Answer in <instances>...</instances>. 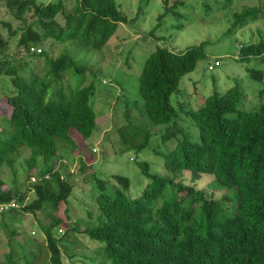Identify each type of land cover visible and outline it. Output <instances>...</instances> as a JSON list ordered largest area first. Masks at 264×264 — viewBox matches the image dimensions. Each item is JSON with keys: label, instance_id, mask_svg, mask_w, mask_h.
Listing matches in <instances>:
<instances>
[{"label": "trees", "instance_id": "obj_1", "mask_svg": "<svg viewBox=\"0 0 264 264\" xmlns=\"http://www.w3.org/2000/svg\"><path fill=\"white\" fill-rule=\"evenodd\" d=\"M73 2L66 14L62 0L48 4L38 0H0V7L6 8L0 16V72L10 74L13 84V90L4 95L10 111L9 130L0 132V203L17 197L20 204L6 213L0 212L4 222L0 226L7 228L8 234L18 235L16 227L8 226V219L16 222L24 212L42 213L44 218L38 214L36 218L43 228L45 244L36 242L34 249L38 252V246L46 247L49 264H64L60 248L63 236L56 237L54 229L62 223L57 211L73 190L72 183L61 179V170L66 166L64 158L73 152L72 130L88 138L97 123V113L91 105L95 85L82 87L84 80L77 89L68 85L65 91L60 86L69 70L84 76L88 68L69 52L55 56L53 46L78 42L83 47L102 49L118 25L128 22L116 0ZM165 2L167 9L172 10L179 1L172 8L168 7V0ZM231 2L222 0L219 8ZM210 9L207 5L206 10ZM62 12L63 24L57 19ZM258 13L259 9L257 12L254 8L235 13L233 26L257 18ZM12 43L29 58L43 59L41 74L34 70L28 76L18 72L13 65L15 58L7 53ZM242 51L244 58L259 55L264 62V42L242 47ZM204 57L203 44L180 53L157 47L140 72L143 114L156 125L174 120L165 134L168 139L183 131L178 126L171 96L178 91L181 79L193 72ZM214 68L209 64V69ZM250 72L255 79L263 76L260 71ZM242 97L237 86L223 94L213 93L199 108L190 109L188 113L199 129V142L184 136L164 160L170 171L213 174L215 182L230 189L221 199L207 197L194 185L178 182L175 197L159 204L170 179L152 174L144 162L140 165L151 180L140 195L130 198L118 189L114 196L106 192L97 196L101 214L98 225L82 231L105 243L102 250L111 264H264V103L256 111H247L239 107ZM133 126L126 127V131H133L132 135L122 131L120 143L142 150L150 135L144 137ZM138 135L144 137V143L134 144ZM61 144L67 147L63 153ZM23 148L31 150L25 159L30 182L23 190L18 186L6 188L2 168H14ZM80 163L79 168L84 169L85 159ZM34 170V176L40 178L36 183L31 182ZM116 178L129 185L128 178ZM32 190L36 197L24 205ZM73 230L79 232L77 226ZM39 252L38 256L44 253ZM5 256L0 249V264H19L14 249ZM18 257L25 260L23 252Z\"/></svg>", "mask_w": 264, "mask_h": 264}, {"label": "rangeland", "instance_id": "obj_2", "mask_svg": "<svg viewBox=\"0 0 264 264\" xmlns=\"http://www.w3.org/2000/svg\"><path fill=\"white\" fill-rule=\"evenodd\" d=\"M58 1L38 0L43 4ZM62 1L67 14L74 2ZM116 1L127 14L128 22L118 25L115 34L102 49L83 47L78 42L53 46L55 56L64 51L69 52L88 68L84 76L74 69L69 70L60 83L65 91L68 85L77 89L84 80L82 87L93 83L96 88V95L91 101L97 113L96 129L88 138L72 130L73 152L66 154L63 161L66 166L61 170L66 180L73 185L70 197L63 201V206L56 214L62 218V223L54 229L56 237L63 236L60 248L64 264H111L102 250L105 243L92 239L82 230L98 225L101 214L97 196L100 193L114 196L119 189L130 198L142 193L151 180L144 174L140 165L142 162L149 166L152 174L170 179L159 204L175 197V184L178 182L194 185L203 190L207 197L221 199L230 189L215 182L213 174L194 175L189 170H167L164 165L165 156L184 136L199 142L198 126L188 111L199 108L213 93L223 94L238 86L243 93L239 107L256 111L264 103V62L259 55L244 58L242 51V47L264 42V0H231L225 8H219L218 2L222 0H168L169 8L179 1L172 10L167 9L166 0ZM207 5L211 7L209 11L206 10ZM248 8H254L257 12L259 9L257 18L234 27V14ZM5 9L4 6L0 7V16L3 17ZM57 19L63 24L65 14L60 13ZM13 25L17 26L16 23ZM201 44L205 57L198 62L193 72L181 79L178 91L171 96L177 110L178 126L183 131L168 139L165 134L174 120L169 124L156 125L143 114V98L139 90L140 72L148 56L157 47L180 53ZM7 53L15 58L13 65L19 73L26 76L33 70L42 73L43 59L29 58V55L16 49L15 43H12ZM209 64L215 68L209 69ZM250 69L260 71L262 78L252 77ZM12 90L10 74L0 72V132L9 130L10 109L4 95ZM129 124H135L144 137L149 133L150 139L144 149L127 148L120 143L123 130L125 135H132L133 131H126ZM143 136L138 135L134 144L144 143ZM66 148L61 144L60 151L63 153ZM30 151L29 148L22 149L14 168L3 166L1 176L6 188H26L28 177L25 159L30 156ZM81 159H85L84 169L79 168L82 166ZM116 176L128 178L129 185L120 182ZM35 197V191L29 193L25 205ZM37 214L44 218L42 213ZM37 214L24 212L22 219H16V222L8 219V226L16 227L18 235L8 234L7 228L0 226V249L4 257L5 253L14 249L19 264H49L46 247L38 246V252L34 249L36 242L45 244L43 228L37 224ZM0 222L4 223L1 217ZM74 226L79 228V232L73 230ZM59 229L63 230L62 233H59ZM39 251H44L43 255L38 256L41 253ZM22 252L25 260L20 261L18 256Z\"/></svg>", "mask_w": 264, "mask_h": 264}, {"label": "built area", "instance_id": "obj_3", "mask_svg": "<svg viewBox=\"0 0 264 264\" xmlns=\"http://www.w3.org/2000/svg\"><path fill=\"white\" fill-rule=\"evenodd\" d=\"M38 51H40V49H38ZM38 180L39 179L36 176H32V178H31L32 182H37ZM19 206H20V204L18 202V198L15 197L9 203L0 204V212H7V210H9L10 208L19 207Z\"/></svg>", "mask_w": 264, "mask_h": 264}, {"label": "clouds", "instance_id": "obj_4", "mask_svg": "<svg viewBox=\"0 0 264 264\" xmlns=\"http://www.w3.org/2000/svg\"><path fill=\"white\" fill-rule=\"evenodd\" d=\"M56 167H57V166H56ZM36 174H37V171H34L33 176L36 175ZM61 179H62V180L66 179V176L62 175V176H61ZM39 180H40V178H39ZM39 180H38V181H39ZM38 181H37V182H38ZM28 182H30V180H28ZM31 182H32V181H31ZM32 183H36V182H32ZM30 184H31V183H30ZM32 191H35V190H32ZM32 191H31V193H32ZM26 200H27V199H26ZM0 204H2V203H0ZM25 204H26V201H25L24 205H25ZM3 213H6V212H3ZM58 231H59V232H62L63 230L59 229ZM33 233H34V231H33Z\"/></svg>", "mask_w": 264, "mask_h": 264}]
</instances>
